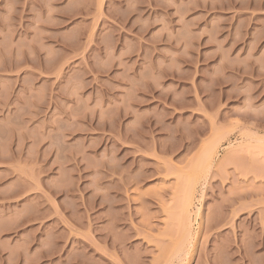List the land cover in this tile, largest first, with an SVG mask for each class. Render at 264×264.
Instances as JSON below:
<instances>
[{
	"label": "rangeland",
	"instance_id": "rangeland-1",
	"mask_svg": "<svg viewBox=\"0 0 264 264\" xmlns=\"http://www.w3.org/2000/svg\"><path fill=\"white\" fill-rule=\"evenodd\" d=\"M0 264H264V0H0Z\"/></svg>",
	"mask_w": 264,
	"mask_h": 264
},
{
	"label": "bare ground",
	"instance_id": "bare-ground-1",
	"mask_svg": "<svg viewBox=\"0 0 264 264\" xmlns=\"http://www.w3.org/2000/svg\"><path fill=\"white\" fill-rule=\"evenodd\" d=\"M209 158H210V155H209ZM192 194V193H191ZM193 197V196H192ZM178 201H179V203H180V205H181V213H182V223H181V225H182V227H183V225H184V227L187 229H189L190 227V225H189V206L191 205V195H190V189H189V187H186L182 192H181V194H180V196H179V199H178ZM188 231H190V230H188ZM191 232V231H190ZM190 232H188L189 234H190ZM184 250H185V248H184ZM180 252V251H179ZM182 252H183V250H182ZM184 252H186V251H184ZM181 254V253H180ZM186 254V253H185ZM182 257H183V255H182ZM179 258V257H178ZM180 258H181V256H180ZM182 259V258H181ZM178 260V259H177Z\"/></svg>",
	"mask_w": 264,
	"mask_h": 264
}]
</instances>
